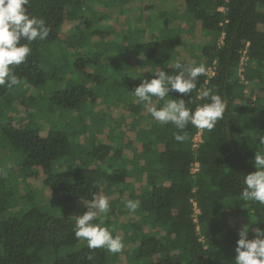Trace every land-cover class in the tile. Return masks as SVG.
Instances as JSON below:
<instances>
[{
    "label": "trees",
    "instance_id": "trees-1",
    "mask_svg": "<svg viewBox=\"0 0 264 264\" xmlns=\"http://www.w3.org/2000/svg\"><path fill=\"white\" fill-rule=\"evenodd\" d=\"M84 1L30 0L28 12L45 20L49 35L34 41L26 61L15 67L20 84L0 87V264L117 260L119 253L90 250L75 237L79 216L69 210L79 201L105 196L110 187L115 189L107 197L109 209L95 223L123 228V239L134 244L132 264H234L240 230L250 225L247 238L253 239L256 228L264 229V205L240 199L243 177L256 171L255 151H264L257 144L264 135V101L252 97L257 90L264 93V0H180L184 29L172 30L166 22L162 37L143 34L119 49L103 40L111 28L106 33L91 29L88 17L75 16ZM76 18L71 35L80 38L65 41L64 24ZM127 38L124 34L122 40ZM84 41L88 45L80 50ZM177 59L205 64L198 88L211 89L226 102L224 119L211 131L202 130L198 147L193 141L198 128L189 124L182 133L186 138L177 142L179 130L154 121L132 93L157 71L177 74ZM129 69L138 77L132 78ZM25 89H31L27 98L41 109L43 120L22 114L20 105L28 104L21 94ZM169 95L183 98L193 110L206 102L196 99L195 90L192 102L190 95ZM104 100L110 113L97 107ZM104 128L108 133L99 132ZM135 171L144 178L127 190V177ZM20 178L29 187L23 195L18 194ZM33 180L60 202L37 199ZM129 199L139 201L138 216L121 223ZM55 206L65 208L55 212Z\"/></svg>",
    "mask_w": 264,
    "mask_h": 264
},
{
    "label": "clouds",
    "instance_id": "clouds-1",
    "mask_svg": "<svg viewBox=\"0 0 264 264\" xmlns=\"http://www.w3.org/2000/svg\"><path fill=\"white\" fill-rule=\"evenodd\" d=\"M29 5L30 0H0V87L12 89L20 84L15 67L26 61L34 41H43L49 35L45 20L31 15ZM173 67L177 74L157 71L154 78L143 80L132 93L154 121L161 125H174L179 130L174 139L183 142L186 137L182 133L189 124L211 131L218 120L224 119L226 102L211 89L198 88L197 78L206 75L205 64L190 65L177 59ZM194 90L197 100L206 101L194 110L186 106L183 98L167 99L170 92H178L190 95L189 102H192ZM154 100L162 102L159 107L153 103ZM258 140L257 144L264 147V135ZM251 162L256 171L243 177L240 199L264 205V151L256 150ZM86 207L87 211L76 219L75 237L86 241L90 250L105 249L113 254L120 253L124 248L123 238L113 236L108 228L95 223L100 214L108 211V198L93 196ZM125 207L130 213H135L140 204L129 199ZM249 228L250 225H245L239 232L234 264H264V229L256 228L255 237L248 239Z\"/></svg>",
    "mask_w": 264,
    "mask_h": 264
},
{
    "label": "rangeland",
    "instance_id": "rangeland-1",
    "mask_svg": "<svg viewBox=\"0 0 264 264\" xmlns=\"http://www.w3.org/2000/svg\"><path fill=\"white\" fill-rule=\"evenodd\" d=\"M145 7H150L148 10L144 9ZM76 17L79 19L81 16H86L92 21V27L91 29H99L103 32H108L107 28H111L112 31L109 32V37L104 38L103 40H107L108 42H111L110 44H113L117 49L118 47H125V45L130 43H134V41L141 39V36L144 34V36L148 39L151 38H160L164 35L166 25V22H168V26L171 27L172 30H181L186 27V16L184 14L185 11V5L181 3L180 0H125L121 3V5L115 4L113 0H85L84 3H82L81 6L77 7ZM123 9V10H121ZM104 17H102V15ZM76 19H70L68 20L63 27V37L65 41H71L72 39H79L76 35H71V27H73L78 20ZM140 30V31H139ZM144 30V32H143ZM123 32V33H122ZM122 33V35H121ZM124 34L128 38L125 40H122L124 38ZM74 37V38H73ZM133 38V39H132ZM100 41V40H99ZM92 42V48L95 49L97 47L96 42ZM64 42V41H63ZM65 43V42H64ZM67 44V43H65ZM88 45L86 41L83 42L81 46L78 48L83 49ZM122 54H127L126 52H123ZM159 55H164V52H159ZM158 55V56H159ZM137 67V66H136ZM99 68V70H101ZM130 70V69H129ZM137 70L142 72H147L149 70V67H138ZM136 69L133 73L131 70L130 75H132V78L138 77V71ZM137 71V72H136ZM110 85V84H109ZM31 89H28L24 92H21L23 99L28 103L27 105H20V110L22 114H26L29 112V115H32L33 118L36 120H43L44 114L40 113L36 110L34 104L30 103L28 100V92H30ZM106 92L108 94V97H110L111 101L115 102L114 94L111 92L110 88L108 87L106 89ZM28 93V94H27ZM112 93V94H111ZM126 99H128V96L124 95ZM262 96L258 92H255L253 94V98H257ZM105 100L108 98L106 96H102ZM264 99V96H263ZM98 105L97 107L105 109L106 111L109 110V106L105 103ZM125 112V111H122ZM110 113V110L108 111ZM128 121H130V118H128ZM90 125V124H89ZM124 125V124H123ZM122 125V126H123ZM91 127V126H90ZM89 127V128H90ZM100 133H108V129H103L99 131ZM130 155H132V151L129 152ZM139 177L144 178V173H141L139 171L133 172V174L129 175L127 177V182H125V189L130 190L133 185L138 184L140 182ZM31 183L35 187V191L37 193V199H40L42 203L51 202V205H53L55 202H60L55 197V194L51 193L49 189L45 185L42 184L40 180H33ZM18 194L23 195L28 191V184L24 182L21 178L18 180ZM115 187L106 188L103 190V193L105 194V197H108V195H111ZM195 202V201H194ZM87 202L79 201L78 203H75L74 205L69 207V210L71 213L75 216H81L87 211L86 207ZM60 208L53 207L52 210L55 212H59L65 207ZM124 210L126 213H124L120 218V222H127L131 218L132 215L138 216L137 210L135 213H130L129 210L124 207ZM196 213H200L195 209ZM99 217H101L99 215ZM108 218V216L103 217V221ZM249 220H246L244 222H248ZM101 222V221H100ZM116 223H112L111 225H108L109 227H106L109 229L110 232L114 233L113 235H120L122 238L125 236L123 233V228H117ZM114 235V236H115ZM124 248L123 250L118 254V259L111 262V264H132L133 263V256H134V249L133 245L131 243V238H125L123 239Z\"/></svg>",
    "mask_w": 264,
    "mask_h": 264
},
{
    "label": "built area",
    "instance_id": "built-area-1",
    "mask_svg": "<svg viewBox=\"0 0 264 264\" xmlns=\"http://www.w3.org/2000/svg\"><path fill=\"white\" fill-rule=\"evenodd\" d=\"M243 60L246 59V50H244L243 52ZM242 69H240V72H241ZM193 141H194V147H198L201 142L203 141V138H202V129H199L198 132L195 134L194 138H193ZM199 169V164L196 163L193 168H192V172L195 173L197 170ZM192 202L194 204V208L200 212V209L198 208L197 206V203L196 201L194 202V200L192 199Z\"/></svg>",
    "mask_w": 264,
    "mask_h": 264
},
{
    "label": "crops",
    "instance_id": "crops-1",
    "mask_svg": "<svg viewBox=\"0 0 264 264\" xmlns=\"http://www.w3.org/2000/svg\"><path fill=\"white\" fill-rule=\"evenodd\" d=\"M256 92H258L259 94H261L262 96H260L259 98L262 99V101H264L263 99V96H264V93L260 90H257ZM258 98V97H257Z\"/></svg>",
    "mask_w": 264,
    "mask_h": 264
}]
</instances>
